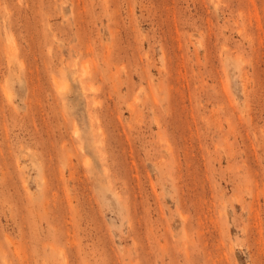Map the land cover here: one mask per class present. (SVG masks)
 I'll return each mask as SVG.
<instances>
[{
	"label": "rangeland",
	"instance_id": "374dc122",
	"mask_svg": "<svg viewBox=\"0 0 264 264\" xmlns=\"http://www.w3.org/2000/svg\"><path fill=\"white\" fill-rule=\"evenodd\" d=\"M0 264H264V0H0Z\"/></svg>",
	"mask_w": 264,
	"mask_h": 264
}]
</instances>
